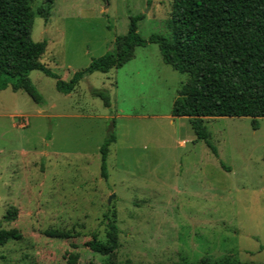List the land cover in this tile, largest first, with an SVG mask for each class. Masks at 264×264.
Here are the masks:
<instances>
[{
    "label": "rangeland",
    "instance_id": "rangeland-1",
    "mask_svg": "<svg viewBox=\"0 0 264 264\" xmlns=\"http://www.w3.org/2000/svg\"><path fill=\"white\" fill-rule=\"evenodd\" d=\"M47 4L33 0L32 38L47 41L41 61L67 81L114 49L132 16L143 15L145 39L173 35L171 0H53L46 19ZM188 77L148 43L69 94L32 70L42 103L0 90V225L21 233L0 246V264H70L74 253L76 264L264 263V118L255 128L251 117H205L214 153L188 117L172 115ZM94 236L107 254L87 245Z\"/></svg>",
    "mask_w": 264,
    "mask_h": 264
},
{
    "label": "trees",
    "instance_id": "trees-1",
    "mask_svg": "<svg viewBox=\"0 0 264 264\" xmlns=\"http://www.w3.org/2000/svg\"><path fill=\"white\" fill-rule=\"evenodd\" d=\"M53 0L38 12L47 19ZM33 0H0V90L12 87L25 91L36 103L43 96L30 78L32 70H40L56 79L58 91L69 94L80 81L95 71L108 72L120 68L135 57V48L148 43L159 45L162 59L174 69L188 73L187 81L178 90L172 115L188 117L200 140L218 154L209 139L205 117H251L255 128L264 118V0H171L172 37L154 33L148 39L138 32L143 15L130 19L126 34L115 39V47L93 59L84 70L70 80L62 79L41 61L47 41H35L32 27L35 20ZM105 106H111L110 94L93 89ZM114 134L101 145L102 175L107 176L109 146ZM49 235L67 237L68 233L49 230ZM16 229L0 225V246L11 239H20ZM91 250L107 254L109 248L94 236L87 242ZM77 254L69 255L76 264ZM118 264H132L129 261ZM170 264H264L225 258L217 261H177Z\"/></svg>",
    "mask_w": 264,
    "mask_h": 264
},
{
    "label": "water",
    "instance_id": "water-1",
    "mask_svg": "<svg viewBox=\"0 0 264 264\" xmlns=\"http://www.w3.org/2000/svg\"><path fill=\"white\" fill-rule=\"evenodd\" d=\"M111 200H109V202H110Z\"/></svg>",
    "mask_w": 264,
    "mask_h": 264
}]
</instances>
